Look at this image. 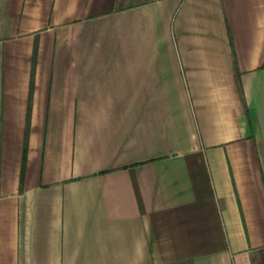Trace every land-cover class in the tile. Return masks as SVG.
<instances>
[{
    "label": "crops",
    "instance_id": "0c3cea01",
    "mask_svg": "<svg viewBox=\"0 0 264 264\" xmlns=\"http://www.w3.org/2000/svg\"><path fill=\"white\" fill-rule=\"evenodd\" d=\"M260 251L264 0H0V264Z\"/></svg>",
    "mask_w": 264,
    "mask_h": 264
},
{
    "label": "trees",
    "instance_id": "16d2710c",
    "mask_svg": "<svg viewBox=\"0 0 264 264\" xmlns=\"http://www.w3.org/2000/svg\"><path fill=\"white\" fill-rule=\"evenodd\" d=\"M35 60V58H33V61ZM26 139V138H25ZM25 150H26V142H24L23 145V152H22V167H21V178L23 175V168H24V160H25Z\"/></svg>",
    "mask_w": 264,
    "mask_h": 264
},
{
    "label": "rangeland",
    "instance_id": "374dc122",
    "mask_svg": "<svg viewBox=\"0 0 264 264\" xmlns=\"http://www.w3.org/2000/svg\"><path fill=\"white\" fill-rule=\"evenodd\" d=\"M258 254L261 257L262 264H264V251H260Z\"/></svg>",
    "mask_w": 264,
    "mask_h": 264
}]
</instances>
